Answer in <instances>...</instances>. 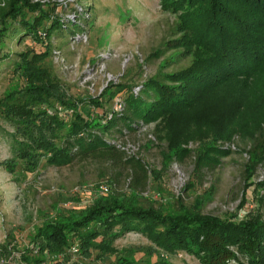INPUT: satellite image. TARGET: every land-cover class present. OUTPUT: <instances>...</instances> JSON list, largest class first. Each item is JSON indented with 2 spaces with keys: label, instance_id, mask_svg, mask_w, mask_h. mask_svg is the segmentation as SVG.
Listing matches in <instances>:
<instances>
[{
  "label": "trees",
  "instance_id": "obj_1",
  "mask_svg": "<svg viewBox=\"0 0 264 264\" xmlns=\"http://www.w3.org/2000/svg\"><path fill=\"white\" fill-rule=\"evenodd\" d=\"M46 1L0 0V45L11 36L16 42L28 38L43 49L18 53L15 59L1 58L22 80L21 86L13 82L0 99V116L13 129L12 157L2 167L9 173L20 167L21 173L33 174L42 159L53 167L97 159L125 169L130 182L128 193L103 194L83 209H56L55 216L44 220L29 239L38 251L25 248L19 256L21 264H67L74 250L81 260L93 264H104L112 255L114 264H171L167 257L179 253L199 264H264V218L237 222L205 216L183 205L157 206L141 196L148 181L145 165L119 145L130 133L160 118L189 110L204 91L237 81L243 97L229 129L247 145L243 149L250 160L247 175L264 171V0H163V7L183 10L179 19L202 53L187 68L148 80L139 86L137 96L132 93L127 98L120 112L106 115L94 114L104 105L101 99L77 101L88 105L86 111V106L79 111L78 103L44 65L52 54L51 39L65 33L72 43L85 31L80 27L81 13L73 10L70 20L55 14L64 3ZM59 106L71 114L60 117ZM169 148L171 159L185 152L174 140ZM200 160L201 170L209 158ZM259 201L264 205V190ZM131 233L152 246L142 251L148 257L144 262L133 253L120 254L114 246ZM3 254H8L5 248Z\"/></svg>",
  "mask_w": 264,
  "mask_h": 264
},
{
  "label": "rangeland",
  "instance_id": "obj_2",
  "mask_svg": "<svg viewBox=\"0 0 264 264\" xmlns=\"http://www.w3.org/2000/svg\"><path fill=\"white\" fill-rule=\"evenodd\" d=\"M162 4L163 0H66L55 14L70 20H74L73 10L82 14L80 27H85L88 40L71 44L65 33L54 37L48 42L52 54L44 65L71 100L101 99L104 105L94 114H109L148 80L179 72L202 53L192 32L179 19L183 10ZM31 49L43 50L28 38L16 42L11 36L0 45V99L13 82L22 85L2 56L15 59L16 54ZM56 51L59 55L53 57ZM241 90L240 84L232 81L204 91L189 110L160 118L121 140L127 153L134 154L147 169L142 197L157 206L183 205L217 219L240 222L264 218V205L259 201L264 174L247 175L250 160L243 151L247 145L229 129V120L243 97ZM77 103L79 111L85 106L87 110L88 105ZM12 130L0 116V251H8L0 256V264H21L19 256L25 248L35 254L38 247L29 239L44 220L55 216L56 209H83L94 198L104 196L99 193L102 186L112 194L128 193L130 182L125 169L97 159L75 160L64 167L48 166L42 159L33 174L21 173L20 167L9 173L2 163L12 157ZM170 140L185 149L176 159H171ZM202 157L209 160L200 170ZM114 246L120 254L133 253L141 262L148 259L142 251L152 247L133 233ZM68 257L67 264H93L74 251ZM115 258L110 256L104 264H114ZM167 260L199 264L183 253Z\"/></svg>",
  "mask_w": 264,
  "mask_h": 264
},
{
  "label": "built area",
  "instance_id": "obj_3",
  "mask_svg": "<svg viewBox=\"0 0 264 264\" xmlns=\"http://www.w3.org/2000/svg\"><path fill=\"white\" fill-rule=\"evenodd\" d=\"M34 1H35V2L38 1V2H41V3H45V2H47L46 0H34ZM53 1H56L57 3H64L66 0H53ZM87 40H88V37H87L86 34L84 33V34H82V35L76 37V39H75L71 44L86 43ZM56 55H59V52H58V51L53 52V57H56ZM139 90H140L139 87L136 88V89L134 90L133 94H134L135 96H137ZM121 110H122V104L120 103L119 106L116 107L113 111H114V112H120ZM57 112H58V114H59L60 116H62V117H68V115L71 114V112H65V111H64L62 108H60V107L57 109ZM144 129H145V127H143L141 130H144ZM119 145H122V144L119 143ZM122 148H123L125 151H127V149H125V147L122 146ZM131 155L135 156L134 154H131ZM175 168H176V167H175ZM262 173L264 174V171H260V172H259V174H262ZM99 193H100V194H107V193H109V188L106 187V186H102V187L99 188ZM74 251H76V250H74Z\"/></svg>",
  "mask_w": 264,
  "mask_h": 264
}]
</instances>
